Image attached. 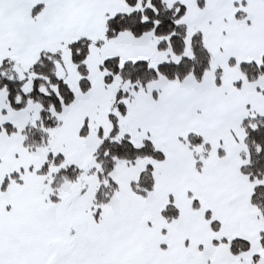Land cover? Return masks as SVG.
<instances>
[{
	"label": "snow or ice",
	"instance_id": "snow-or-ice-1",
	"mask_svg": "<svg viewBox=\"0 0 264 264\" xmlns=\"http://www.w3.org/2000/svg\"><path fill=\"white\" fill-rule=\"evenodd\" d=\"M0 264H264V0H0Z\"/></svg>",
	"mask_w": 264,
	"mask_h": 264
}]
</instances>
